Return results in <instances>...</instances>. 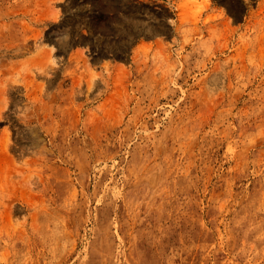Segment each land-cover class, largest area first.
<instances>
[{"label": "rangeland", "instance_id": "rangeland-1", "mask_svg": "<svg viewBox=\"0 0 264 264\" xmlns=\"http://www.w3.org/2000/svg\"><path fill=\"white\" fill-rule=\"evenodd\" d=\"M198 2L0 0V264H264V0Z\"/></svg>", "mask_w": 264, "mask_h": 264}, {"label": "clouds", "instance_id": "clouds-1", "mask_svg": "<svg viewBox=\"0 0 264 264\" xmlns=\"http://www.w3.org/2000/svg\"><path fill=\"white\" fill-rule=\"evenodd\" d=\"M161 2L166 3L168 5V7L174 11L176 14H178V12L182 9V8H192L195 9L196 11L199 10L200 7H202V5L199 4L198 0H161ZM246 2H248V0H246ZM169 23H171L174 27L175 30H177V15L174 19H170ZM188 33L189 35L191 34L190 32V22H185V24L183 25V27L180 30V35H184L185 33ZM58 39H61L60 37H58ZM62 39L67 40L68 37L67 35H65ZM53 46H50L47 43H43V42H35L34 43V54H39L42 50H47L49 48H52ZM55 48V47H54ZM200 48L201 50L204 52V54H210L211 53V48L205 44L204 42L200 43ZM56 52V48L55 51L52 53V58L50 59V61L47 62V66L46 67H42V66H30L28 71L29 72H35V73H40L43 74L45 76H51L52 75V70L56 69L57 67H59V63H58V59L57 57L54 56V53ZM19 78V77H17ZM99 78V77H98ZM8 84H12V78L8 79Z\"/></svg>", "mask_w": 264, "mask_h": 264}]
</instances>
